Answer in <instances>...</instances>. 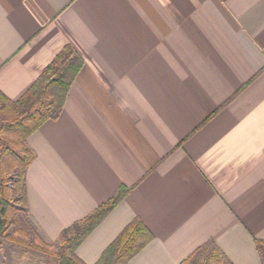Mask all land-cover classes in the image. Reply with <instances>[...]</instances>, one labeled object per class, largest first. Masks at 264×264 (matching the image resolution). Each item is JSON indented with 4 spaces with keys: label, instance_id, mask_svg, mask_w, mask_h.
<instances>
[{
    "label": "crops",
    "instance_id": "0c3cea01",
    "mask_svg": "<svg viewBox=\"0 0 264 264\" xmlns=\"http://www.w3.org/2000/svg\"><path fill=\"white\" fill-rule=\"evenodd\" d=\"M82 66L27 138V209L42 238L128 193L77 247L95 264L132 219L128 264H180L211 241L261 264L264 0H0V93L16 100L64 45Z\"/></svg>",
    "mask_w": 264,
    "mask_h": 264
},
{
    "label": "trees",
    "instance_id": "16d2710c",
    "mask_svg": "<svg viewBox=\"0 0 264 264\" xmlns=\"http://www.w3.org/2000/svg\"><path fill=\"white\" fill-rule=\"evenodd\" d=\"M81 66L82 59L79 54L66 44L18 99L11 100L0 93V238L50 254L54 260L47 264H85L76 255L77 247L129 190L124 186L119 187L107 201L64 228L55 251L50 249L52 244L37 235L38 229L28 213L25 174L35 154L28 146L27 138L43 122L59 116L68 89ZM8 181H14V191L18 195L13 201L19 206L11 204L8 197L11 187L7 184ZM15 217L20 219V225L14 232L23 237L29 230L34 232L32 242L8 233ZM152 237L144 223L139 218H134L105 247L95 264H128ZM208 246H211L210 250ZM255 246L260 262L264 264V240H255ZM180 264L232 263L213 242L208 241L196 248Z\"/></svg>",
    "mask_w": 264,
    "mask_h": 264
},
{
    "label": "rangeland",
    "instance_id": "374dc122",
    "mask_svg": "<svg viewBox=\"0 0 264 264\" xmlns=\"http://www.w3.org/2000/svg\"><path fill=\"white\" fill-rule=\"evenodd\" d=\"M7 184L11 187V191L8 192L9 193L8 197L11 200V204L19 206L18 203L13 201L18 195L14 191V181H8ZM18 219H19L18 217H15V221L10 227L8 233L13 235L14 237L24 238L27 241L32 242L35 237L34 232L29 230L24 235L25 237L19 235V233L17 232H14V230L18 227V225H20L18 223L20 219L19 220ZM21 225H22V220H21ZM37 235H39L42 238L39 231H37ZM57 245L58 242L56 244H52L50 249L55 251L57 249ZM210 248L211 246H208V250H210ZM51 260H54V258L48 253L37 251L31 247L22 246L16 242H13L5 238H0V264H47Z\"/></svg>",
    "mask_w": 264,
    "mask_h": 264
}]
</instances>
